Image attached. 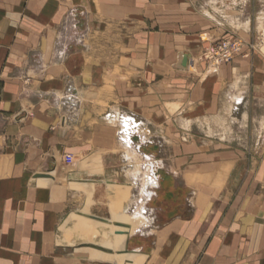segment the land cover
<instances>
[{"label": "crops", "instance_id": "crops-1", "mask_svg": "<svg viewBox=\"0 0 264 264\" xmlns=\"http://www.w3.org/2000/svg\"><path fill=\"white\" fill-rule=\"evenodd\" d=\"M76 12L91 29L84 49H79L80 37L74 32ZM115 20L121 21L123 29L122 48L116 51L108 44ZM148 26L160 29L147 32ZM230 38L243 42L232 62L195 66L202 46ZM102 40L105 46L100 45ZM183 53L191 56L188 71L174 68ZM99 69L106 74L120 72L122 104L138 106L143 115L131 110L124 114L108 97L91 92L99 88L95 86L99 80L89 74ZM147 74L153 81L148 89ZM152 101L155 105L159 101L158 106L147 110ZM104 104L110 108L105 110ZM163 106L177 129L193 133L198 128L205 136L197 147L192 138L177 148L174 134L153 125L157 152L163 142L175 156L183 154L171 156L170 163L145 157L141 146L130 140L140 138L143 121L158 120ZM104 110L123 119V124L128 122L127 128L121 125L116 133L117 127L106 123L109 118H101ZM128 132L126 147L144 156L155 180L154 187L145 186L147 202L152 190L158 189V176L152 172L164 170L163 179L176 187L182 167L192 169L188 164L195 155L190 157L189 149L205 159L212 140L217 139L224 164L227 157L247 150L264 153V144H251L254 138L264 139V0H0V264H113L93 253V248H79L87 243L74 245L66 240L74 242L82 235L72 221L82 209L112 221L119 213L136 212L130 191L124 200V189L108 183L130 182V164L118 145ZM246 138L249 145L242 143ZM142 140L147 138L139 143ZM229 142L233 145H226ZM260 172L264 175V162ZM190 177L187 172L188 185L193 182ZM256 189L257 184H251L250 196ZM140 199L138 195L136 202ZM196 202L189 200L192 208L199 209L188 220L177 216L161 230L141 228L121 240L116 247L119 252L127 239L129 247L121 264H192L193 252L204 248L206 233L203 226L201 231L195 229L205 214L199 213L204 212L205 197ZM141 212L147 214L145 205ZM242 219L239 214L234 221ZM237 227L231 226L232 230ZM169 231L177 239L176 250L188 249L187 258L177 253L174 262L162 258L155 263L152 256L162 249L159 236ZM248 231L254 235L257 225ZM194 234L195 241L190 240ZM150 237H155L154 247L145 254V240ZM238 238L234 235L233 243L208 245L205 257L195 264H264V244L259 246L251 238L249 245H242ZM96 246L108 250L106 244Z\"/></svg>", "mask_w": 264, "mask_h": 264}, {"label": "rangeland", "instance_id": "rangeland-1", "mask_svg": "<svg viewBox=\"0 0 264 264\" xmlns=\"http://www.w3.org/2000/svg\"><path fill=\"white\" fill-rule=\"evenodd\" d=\"M169 1V0H168ZM169 2H164L163 5H167ZM149 7V5H147ZM148 10V9H147ZM77 18L75 19L76 22V29L74 30L75 34L80 37L78 42L79 49H84L88 45L87 42V35L90 33L88 29L86 28V25H84V17L80 15V12H76ZM119 21V22H118ZM115 24L112 29L113 38L109 41V45L112 50H120L122 48V42H121V35L123 32L122 29V23L120 20H115ZM105 27V26H104ZM160 28L148 26L147 32L151 31L158 32ZM111 32V30H110ZM84 36V37H83ZM83 38L85 39L84 41ZM229 40H239L237 38H230ZM220 41V40H219ZM242 44L243 48V42L239 40ZM217 42V41H216ZM100 45H106L105 40H102L99 42ZM213 43L209 42L207 45L202 46L199 49V52L197 56L194 58L195 60V66L197 67L199 64L205 65V63H208L205 61V50L208 48V46ZM132 49V44L131 47ZM241 48V51H242ZM240 51V52H241ZM233 61V60H232ZM231 61V62H232ZM146 63L147 59H146ZM230 63V62H229ZM85 65L91 66V62H84ZM149 64V63H148ZM210 64V63H208ZM228 64V63H227ZM121 65V64H119ZM211 65V64H210ZM225 65V64H222ZM213 66V65H212ZM221 66V65H220ZM219 67V66H215ZM116 68V66H115ZM103 69H99L91 74H89V77L93 80H99L95 86L99 87L98 89H92L91 92L94 94H97V96H106L109 98V100H112V104L123 110L124 114H127L125 112L131 110L135 111L137 113L141 114V108L134 105H123L122 104V85L121 79L122 76L118 72H113L106 74L104 73ZM117 71V70H116ZM193 72H196V69L194 68L192 70ZM147 80L145 81V86L148 88H152L153 81L152 79H149V75L147 74ZM110 79V81H109ZM132 79V75H131ZM83 85H87L86 83H83ZM163 89L164 86H162ZM132 88V87H131ZM152 94V93H151ZM132 97V96H131ZM159 101H156L155 103L152 101L151 106L146 107L147 110L150 111L153 110L152 108L157 107ZM97 105H101L99 102ZM103 107L105 110H108L110 107L107 104H104ZM105 110L101 112L100 116L103 118V120H107L108 116H111L112 113H109V111L105 113ZM140 110V111H139ZM167 107L163 106L161 109V114L157 117L158 120L155 122L149 121H143L142 124L147 130V135L145 136L147 138V141H142L139 143L140 138H133L131 140H134L135 144L141 146V150L144 152L145 157L155 156L156 158H162L163 160L170 163L171 156L172 157H179L183 155L182 153L175 156L173 153H171L169 146H165L162 144V148L160 152H157V148L155 144H153V125L162 126V128L165 130L168 135L174 134L173 140L175 142V146L177 148H182V146L188 145V143L192 140L195 141L196 147L197 143L204 141L205 136L201 132L200 129L197 128L193 133H185L182 131L179 127L177 129L176 123L173 122V119L171 116H167ZM160 113V111H158ZM122 113V115H123ZM113 115H115L113 113ZM144 117V116H141ZM168 117V118H167ZM145 118V117H144ZM153 118V117H152ZM159 119H161L159 121ZM121 123V121L119 122ZM120 128L119 126L116 128V133L118 132ZM151 132V135L149 134ZM119 137L121 134H118ZM213 136V135H211ZM245 142H242L244 144L249 145L250 144V138L243 139ZM251 144H254L255 142L257 145L261 144L263 145L264 139L261 138H254L252 139ZM212 144L207 149V153H205V159H202V155L198 152H196L195 149L191 150L189 149L190 153L189 156L191 157L192 154L195 155V158L189 162V166H192L190 170L185 169L186 166L182 167L183 175L180 176V178L177 180V186L174 187L173 183L169 180L163 179V176L161 174L164 170H156V172H152L154 176L157 174V183H158V189L152 190L154 192L152 199L150 201L143 202V206H146L147 214L144 215L147 218V222L149 223L150 229L161 230L164 228L166 224L171 222L173 218L181 217L183 220H188L190 216L193 213H198L199 207L194 206L192 208L189 204V200L191 198L195 199V203H197V199L201 197H205V205L204 207H201L204 212L201 210L199 213H205L201 221L198 220V223L195 226V229L201 231V227H205L206 233H205V243L204 248H201L200 250H195L191 256L190 263L195 264L200 262V259L202 257H205L207 246L212 243H225L229 242L233 243L232 237L236 235L239 237L237 240L242 245H249V242L251 241V238L256 241H258L259 246L264 244V232H262L259 229H264V175L262 172H260V165L264 162V153L258 152H252L250 153L249 150L243 152L242 154L238 155H231V157H227L226 161L227 163L224 164V157L220 156L218 154L219 152L223 151V148H219V144L217 139H213ZM143 143V144H142ZM133 144V143H131ZM233 145L232 142L226 143V145ZM155 147L156 149L152 148ZM150 148H152L150 150ZM187 155V154H184ZM144 158V156L142 157ZM66 160L74 161L73 159L67 158ZM142 161V159H140ZM144 160V159H143ZM222 162V165L218 164L219 162ZM236 161V162H234ZM203 163H205V169H201V166H203ZM121 164V163H120ZM145 166L147 168L148 165L146 161L144 162ZM154 165V164H151ZM196 165L198 167H196ZM210 165V166H207ZM128 169L132 170L131 165L128 167ZM188 172V174L193 178V182L188 185L186 184L187 179L185 178V174ZM132 180H131V179ZM129 178L130 182L134 181L135 187L129 192V198L133 200V202L136 203L137 197L139 195V178L133 179L131 176ZM118 179L122 180L121 176L118 177ZM154 180V178L152 177ZM155 181V180H154ZM83 182H89L88 180H83ZM110 185L116 187V184L113 182H108ZM251 184H257V189L252 193V201L251 196L249 194V189ZM138 186V187H137ZM120 187V186H119ZM205 188V189H204ZM138 189V190H137ZM135 192V193H134ZM134 193V194H133ZM137 194V195H136ZM136 196V197H135ZM132 203V202H131ZM147 203V205H146ZM89 204V203H88ZM197 206H199L197 204ZM135 207V204L130 206V212H133V209ZM200 208V209H201ZM77 215L84 216L85 220H88L87 225L84 224V221L78 217L73 218V223L77 224L75 225V228L78 229V225L84 224V228L91 232L93 235H95V231L97 227L102 226L101 221H96L94 219L89 218L88 216L99 218L95 213H93L89 209H82L81 211L76 213ZM242 215L241 222L234 221V218L236 215ZM196 215V214H195ZM200 215V214H199ZM149 217V218H148ZM100 219V218H99ZM72 223V224H73ZM235 224L238 225L236 230H232L231 226ZM257 225L258 232H256L254 235H250V232L248 231L251 226ZM246 229L240 232L239 229ZM105 230V231H104ZM104 233L101 234L98 238H96V241L98 243L102 244H110L113 240V229L110 227H105ZM197 234H194L193 237L190 238V240L195 241V237ZM184 236V235H183ZM189 237L191 234L188 235ZM255 236V238L253 237ZM160 240L158 245H162V249L158 250L156 254H154L153 262L157 263L160 260L165 259V261L168 263L174 262L176 254L178 253L183 259L184 257L187 258L188 255V249H181L176 250V237L169 232H166V234H163L162 236H159ZM89 235L82 234L78 236V238L71 242L69 240H66L68 243L76 244L78 242H90ZM155 237H150L148 240H145V254H151V250L154 247V240ZM132 246V245H130ZM76 247V246H74ZM80 249L82 247L79 246ZM129 248V247H128ZM161 248V247H160ZM96 250V249H95ZM124 251V250H122ZM207 254V253H206ZM178 255V256H179ZM129 263V262H128ZM130 263L135 264V262L131 261Z\"/></svg>", "mask_w": 264, "mask_h": 264}, {"label": "bare ground", "instance_id": "bare-ground-1", "mask_svg": "<svg viewBox=\"0 0 264 264\" xmlns=\"http://www.w3.org/2000/svg\"><path fill=\"white\" fill-rule=\"evenodd\" d=\"M218 12V11H217ZM263 19V18H262ZM261 24V23H260ZM115 108V107H114ZM114 110V109H113ZM113 114V113H112ZM111 114V115H112ZM109 118V116H108ZM120 119L116 116L114 117H111L107 120V124L109 125H112L113 127H118L119 124H120V127L122 128L123 126V119H121V123H119ZM128 123V122H126ZM122 125V126H121ZM131 126V125H130ZM188 127V126H186ZM107 128V127H106ZM127 128V127H125ZM130 131H133V130H130ZM108 133V132H107ZM120 133V131H119ZM138 135L140 136V138L142 139H146V131L144 130V127H141V128H138ZM122 134V133H121ZM98 134H96L97 136ZM125 135V136H124ZM127 136H130V132L128 133H125L121 136L120 140L118 141V145L119 147H121V149L124 150V157H126L128 163L131 165L132 167V170H128L129 172L127 173V176L129 174V176H131L134 180L135 179H138L139 178V196H140V200L138 202H136V212L134 211L133 214H129V216L127 214H123V213H119L118 216L116 217L115 220H110V219H106V218H102V217H99L100 219H103V220H106L108 222H110L111 224H106V223H102V226H99L97 227L96 229V233L95 235H93L91 232L87 231L85 228H84V224L88 222V220H85V217L84 216H80V215H77L78 218L82 219L84 221V224H80L78 225V230L80 231V233L82 234H86V235H89L90 237V242H84V243H87V244H91V245H97V241H96V238H98L99 236H101V234L104 233V229L105 227H110L113 229V232H114V238H113V242L110 243V244H106V247L108 248V250L111 251V253H102L101 251L99 250H91L93 253H96L100 256H102L104 259H106L107 261H109L110 263H113V264H121L122 262V254H118L120 253L118 250H117V246L119 245L120 241L123 240V239H126V237H129L131 235H134L137 231H140V229H147L149 227V223L147 222V218L142 215V207H143V202L146 201V199L150 198L149 196V191H148V194H145L144 193V189H145V186L147 184H149L150 186H155L154 184V180H152V177H151V173L149 171V168H147L144 164V161L143 159L141 158L140 154L135 151L133 148H130V147H126L125 143H127V141L125 140V138H127ZM102 137H104L102 135ZM125 137V138H124ZM99 138V137H98ZM114 138V137H113ZM130 139V138H129ZM104 140V139H103ZM131 140V139H130ZM97 141V140H96ZM111 141V140H110ZM133 141V140H132ZM143 141V140H142ZM105 144V143H104ZM108 146V145H107ZM106 146V147H107ZM102 149V148H101ZM114 151V150H112ZM116 153V152H115ZM113 158V157H112ZM122 158V157H121ZM109 159V158H108ZM142 159V161L140 160ZM104 160V159H103ZM106 160V159H105ZM106 162V161H105ZM104 162V163H105ZM129 166V165H128ZM126 167V166H125ZM144 167V168H143ZM104 171V170H102ZM153 176V175H152ZM129 178V177H128ZM127 178V179H128ZM156 178V177H155ZM131 179V178H130ZM132 180V179H131ZM114 184H116V187L118 189H124V200L128 199V195H127V192L128 191H131L134 187H135V184H134V181L133 182H129V183H125V184H122V183H119V182H113ZM120 186V187H119ZM148 186V185H147ZM138 187V186H137ZM205 189V188H204ZM138 190V189H137ZM133 191V190H132ZM151 191V190H150ZM123 192V191H121ZM135 193V192H134ZM133 193V194H134ZM131 195V194H130ZM137 195V194H136ZM145 195V196H144ZM136 197V196H135ZM132 198V197H130ZM199 199V198H198ZM131 201V200H129ZM129 209V208H128ZM126 212H129V211H126ZM149 218V217H148ZM113 223H121L125 226H127L128 228H121V227H116L113 225ZM89 224V223H87ZM85 224V225H87ZM77 226V224H75ZM118 230H117V229ZM104 230V231H103ZM118 232H124V233H127V235H120V234H116ZM141 232V231H140ZM77 237V236H76ZM78 238V237H77ZM76 238V239H77ZM104 254V255H103ZM142 261V260H141ZM107 263V262H106ZM142 262H139V264H141ZM125 264V263H124Z\"/></svg>", "mask_w": 264, "mask_h": 264}, {"label": "built area", "instance_id": "built-area-1", "mask_svg": "<svg viewBox=\"0 0 264 264\" xmlns=\"http://www.w3.org/2000/svg\"><path fill=\"white\" fill-rule=\"evenodd\" d=\"M242 44L239 40L224 39L211 43L205 50V61L220 66L231 62L240 53ZM111 118V116H109Z\"/></svg>", "mask_w": 264, "mask_h": 264}, {"label": "water", "instance_id": "water-1", "mask_svg": "<svg viewBox=\"0 0 264 264\" xmlns=\"http://www.w3.org/2000/svg\"><path fill=\"white\" fill-rule=\"evenodd\" d=\"M190 65H191V56L189 54H186V53H183L181 55H179L178 57V62L177 64L174 66L175 69L177 70H182V71H188L189 68H190ZM124 127H126V123L123 124ZM89 218L91 219H94L96 221H101L103 223H106V224H111L110 222L106 221V220H103V219H99V218H96V217H92V216H88ZM114 226L116 227H121V228H128L127 226L121 224V223H113ZM116 234H124V235H127V233H124V232H118ZM128 239L127 241L125 242V249L123 252H120L118 254H123V253H126L128 254L129 251H128ZM80 247H89V248H93V249H96V250H99V251H102V252H106V253H111L110 250H107V249H104L102 247H98V246H95V245H91V244H84V245H80ZM127 262H131V261H127Z\"/></svg>", "mask_w": 264, "mask_h": 264}, {"label": "flooded vegetation", "instance_id": "flooded-vegetation-1", "mask_svg": "<svg viewBox=\"0 0 264 264\" xmlns=\"http://www.w3.org/2000/svg\"><path fill=\"white\" fill-rule=\"evenodd\" d=\"M155 176H158L157 174Z\"/></svg>", "mask_w": 264, "mask_h": 264}]
</instances>
